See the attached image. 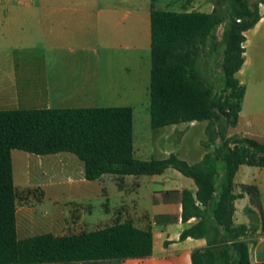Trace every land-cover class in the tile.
<instances>
[{"label":"crops","instance_id":"1","mask_svg":"<svg viewBox=\"0 0 264 264\" xmlns=\"http://www.w3.org/2000/svg\"><path fill=\"white\" fill-rule=\"evenodd\" d=\"M152 7L210 13L213 5L207 0H0V109L130 106L135 158L161 159L174 153L189 164L199 161L214 147L209 141L201 143L206 139V120L150 127L146 132L143 129L150 126ZM258 10L260 18L243 33V62L235 76L244 93L237 122L228 127L227 135L264 143V84L249 81L244 75V69L254 62L249 52L253 41L248 34L264 29V3ZM257 45L254 42L252 47ZM12 150L11 163L16 158L21 167H41L33 175L20 168L18 183L13 178L15 188L26 190L19 198L16 192L15 197L17 238L45 232L68 234V218H73L77 205L75 225L83 226V231L130 220L135 227L152 233V253L145 257L54 264H192L191 251L206 245L204 238L179 237L181 230L196 218L182 222L179 199H170L163 192L188 189L194 194L196 185L173 168L159 174H102L87 180L79 159L82 163H75L77 178L68 180V162H74L68 151L39 155L22 150L13 156ZM44 176L47 179H40ZM109 181L116 185L115 196L106 192ZM68 182L72 188L81 184L87 188L79 193L85 201L74 202L69 208L68 195L73 193H68ZM93 182L98 185V193L104 195L101 211L89 202ZM232 182V193L236 195L233 223L249 227L245 208L255 210L258 221L248 236L252 240L248 257L251 262L264 263V162L261 166L240 164ZM243 184L257 187L259 210L251 205L249 195L241 188ZM41 202L49 204L50 212L36 213Z\"/></svg>","mask_w":264,"mask_h":264},{"label":"trees","instance_id":"2","mask_svg":"<svg viewBox=\"0 0 264 264\" xmlns=\"http://www.w3.org/2000/svg\"><path fill=\"white\" fill-rule=\"evenodd\" d=\"M210 13L175 12L152 7L150 11V127L206 120V139L214 144L192 164L174 153L142 160L132 153V108L0 109V264L69 263L98 259L145 257L152 253L150 229L130 220L92 231L65 235L50 232L17 238L16 191L11 150L34 154L73 153L83 162L87 180L102 174L116 176L159 174L173 168L190 177L188 189L164 191L178 198L181 220L196 221L184 227L180 239L204 238L206 245L191 251L192 264H264L251 262L248 238L258 216L245 213L250 225L232 220V179L240 164L261 166L264 143L240 135H227L235 126L244 87L235 76L243 62L244 31L260 18L264 0H207ZM259 210L257 187L241 185Z\"/></svg>","mask_w":264,"mask_h":264},{"label":"rangeland","instance_id":"3","mask_svg":"<svg viewBox=\"0 0 264 264\" xmlns=\"http://www.w3.org/2000/svg\"><path fill=\"white\" fill-rule=\"evenodd\" d=\"M259 30L260 31L258 34H255V35H252V33L248 34V38H250L253 41V42L249 43V52L253 53L254 62H253V65L251 67L249 66L246 69H244V75H245V78L249 81H258V82H261L262 84H264V29L261 28ZM260 34H263L262 38H259ZM254 42H257V44H259V46L257 45L258 46L257 48L252 47V44ZM250 44H251V46H250ZM263 90H264V87H263ZM149 128H150L149 125L145 126L143 128L144 132L150 130ZM12 151H13V156H15L17 152H22V150H17V149H14ZM68 156H71L74 160V162H72V164L70 162H68V180H69L70 178H72V179L77 178L75 163H77V162L82 163V162L73 153L68 152ZM12 164H13V178H14L15 183H18L17 182V175H18V170L20 168L25 172L30 171V175H33V171L35 169L41 168L40 166L36 167L33 165H31L28 168L21 167L20 163L17 164L16 158L13 159ZM44 169H48V167H44ZM40 179H47V176L41 177ZM70 186H71V184H70V182H68V193L69 192L73 193V195H68V208L72 207L71 205H73L74 202L75 203L76 202H84L85 200L81 199V195L79 193L81 191H84L85 189H87L84 187V184L79 185L77 188L76 187L72 188ZM90 187L91 188H89V195H90L89 202L92 203L93 206H95L96 210L101 211L102 206L100 204V201H101V203L104 201V195L103 194L101 195L100 193H98L99 192L98 191V185L96 182L91 183ZM105 187H106V192H107L108 196H110V197L115 196L117 189H116V185L113 181H109ZM15 189L17 192V198H19V196L24 195V193L26 191V190L19 189L18 187H16ZM82 193H85V192H82ZM73 209H75L71 214V216L73 218H70V219L68 218V233L83 231V228H82L83 226L75 225V222L78 220V214L79 213L77 210L79 209V206L77 205ZM50 210L51 209L49 208V204L44 203V202H41V204H38L36 206V213L37 214H41V212H50Z\"/></svg>","mask_w":264,"mask_h":264}]
</instances>
